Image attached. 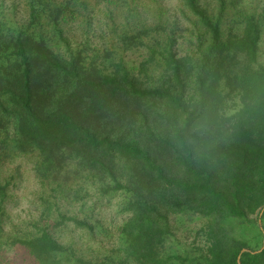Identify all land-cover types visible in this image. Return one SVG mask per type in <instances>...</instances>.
I'll use <instances>...</instances> for the list:
<instances>
[{
  "label": "trees",
  "instance_id": "obj_1",
  "mask_svg": "<svg viewBox=\"0 0 264 264\" xmlns=\"http://www.w3.org/2000/svg\"><path fill=\"white\" fill-rule=\"evenodd\" d=\"M167 1L0 0V264H264L263 1Z\"/></svg>",
  "mask_w": 264,
  "mask_h": 264
},
{
  "label": "rangeland",
  "instance_id": "obj_2",
  "mask_svg": "<svg viewBox=\"0 0 264 264\" xmlns=\"http://www.w3.org/2000/svg\"><path fill=\"white\" fill-rule=\"evenodd\" d=\"M263 4H264V0ZM170 8L174 7V1L168 0L166 2ZM134 56L133 58H135ZM23 165L24 181L19 187L13 192L14 198L10 203L9 207L11 213L14 216H20L22 219L36 218L38 213L35 212L33 204H35V193L39 190V185L32 172V166L30 163L25 161L19 162ZM15 165L9 166L12 169ZM7 168L8 171L11 168ZM102 218L104 219L105 225L115 230L117 226L121 225L125 220L124 216H121L116 208H109L102 212ZM10 257L16 264H33V261L27 256L23 249H17L10 254Z\"/></svg>",
  "mask_w": 264,
  "mask_h": 264
},
{
  "label": "water",
  "instance_id": "obj_3",
  "mask_svg": "<svg viewBox=\"0 0 264 264\" xmlns=\"http://www.w3.org/2000/svg\"><path fill=\"white\" fill-rule=\"evenodd\" d=\"M262 211H264V208L262 209Z\"/></svg>",
  "mask_w": 264,
  "mask_h": 264
}]
</instances>
